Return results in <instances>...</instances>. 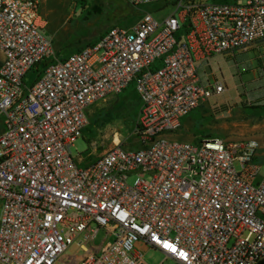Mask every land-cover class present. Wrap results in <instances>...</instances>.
Segmentation results:
<instances>
[{
  "label": "built area",
  "instance_id": "2783aa9c",
  "mask_svg": "<svg viewBox=\"0 0 264 264\" xmlns=\"http://www.w3.org/2000/svg\"><path fill=\"white\" fill-rule=\"evenodd\" d=\"M126 1L141 14L132 27L110 26L57 58L41 33L42 0H0V264H147L140 245L177 264H256L264 257L258 139L168 134L224 89L200 80L197 57L208 63L264 40V0ZM158 2L174 10L162 19L141 10ZM131 81L139 144L113 145L79 166L70 148L89 107ZM101 228L113 239L91 245ZM72 244L79 255L65 253Z\"/></svg>",
  "mask_w": 264,
  "mask_h": 264
},
{
  "label": "rangeland",
  "instance_id": "374dc122",
  "mask_svg": "<svg viewBox=\"0 0 264 264\" xmlns=\"http://www.w3.org/2000/svg\"><path fill=\"white\" fill-rule=\"evenodd\" d=\"M143 9L162 19L174 10V6L158 2ZM41 10L48 19L41 33L51 40L57 58H65L80 46L97 41L110 26L128 29L141 16L126 0H42ZM176 36L182 37L183 31L179 30ZM225 57L229 63L224 66L210 59L206 63L208 77L221 82L224 90L192 110L179 128L168 136L185 140L210 136L226 139L254 137L260 143V151L264 152V40L247 51H237ZM41 67L42 64L33 66L25 73L23 82L26 86L32 84ZM138 107L134 81L121 92L92 104L87 111L89 123L70 148L76 162L79 155L83 158L78 165L84 166L113 145H138L135 133ZM135 177V174L128 175L127 183L132 184ZM82 239L83 234H80L75 241ZM103 239L110 241L113 236L105 238V230L101 228L91 245L99 246ZM139 251L147 264L161 261L163 264H177L170 258L165 259L157 249L140 245ZM65 253L79 255L81 252L72 244Z\"/></svg>",
  "mask_w": 264,
  "mask_h": 264
},
{
  "label": "crops",
  "instance_id": "0c3cea01",
  "mask_svg": "<svg viewBox=\"0 0 264 264\" xmlns=\"http://www.w3.org/2000/svg\"><path fill=\"white\" fill-rule=\"evenodd\" d=\"M210 60L211 61L213 60L214 63H217V64L222 65V66H224V65L229 63V60L225 57V55H221V54L212 55ZM196 64H197V71H198V75H199L200 80L203 83H211V82H213V80L210 79V77H208V72H206V70H207L206 69L207 68L206 67V65H207L206 61L203 58L197 57ZM185 117L182 118L181 123L183 122V119ZM198 139L199 138H194V139H190V140H187V141H195V140H198ZM182 140H185V139H182ZM260 153L264 154V152H262V151H260Z\"/></svg>",
  "mask_w": 264,
  "mask_h": 264
},
{
  "label": "water",
  "instance_id": "95a60500",
  "mask_svg": "<svg viewBox=\"0 0 264 264\" xmlns=\"http://www.w3.org/2000/svg\"><path fill=\"white\" fill-rule=\"evenodd\" d=\"M256 264H264V257L261 258V259H259V260L256 262Z\"/></svg>",
  "mask_w": 264,
  "mask_h": 264
},
{
  "label": "snow or ice",
  "instance_id": "6c2138e0",
  "mask_svg": "<svg viewBox=\"0 0 264 264\" xmlns=\"http://www.w3.org/2000/svg\"><path fill=\"white\" fill-rule=\"evenodd\" d=\"M164 247L168 248V247H170V245H168L167 243H165ZM172 250L175 251L174 248Z\"/></svg>",
  "mask_w": 264,
  "mask_h": 264
},
{
  "label": "trees",
  "instance_id": "16d2710c",
  "mask_svg": "<svg viewBox=\"0 0 264 264\" xmlns=\"http://www.w3.org/2000/svg\"><path fill=\"white\" fill-rule=\"evenodd\" d=\"M127 2V1H126ZM137 97H138V95H137Z\"/></svg>",
  "mask_w": 264,
  "mask_h": 264
}]
</instances>
